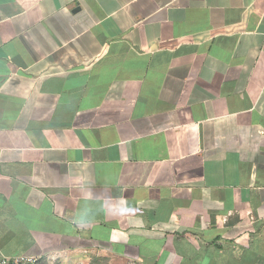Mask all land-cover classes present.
<instances>
[{
  "label": "crops",
  "instance_id": "obj_1",
  "mask_svg": "<svg viewBox=\"0 0 264 264\" xmlns=\"http://www.w3.org/2000/svg\"><path fill=\"white\" fill-rule=\"evenodd\" d=\"M264 264V0H0V262Z\"/></svg>",
  "mask_w": 264,
  "mask_h": 264
},
{
  "label": "rangeland",
  "instance_id": "obj_2",
  "mask_svg": "<svg viewBox=\"0 0 264 264\" xmlns=\"http://www.w3.org/2000/svg\"><path fill=\"white\" fill-rule=\"evenodd\" d=\"M40 257H23L16 264H35ZM42 264H130L119 259L108 256H97L84 252L77 257H67L65 254H46L43 256ZM132 264V263H131Z\"/></svg>",
  "mask_w": 264,
  "mask_h": 264
},
{
  "label": "built area",
  "instance_id": "obj_3",
  "mask_svg": "<svg viewBox=\"0 0 264 264\" xmlns=\"http://www.w3.org/2000/svg\"><path fill=\"white\" fill-rule=\"evenodd\" d=\"M21 258H16V259H5L0 262V264H9L13 263L16 264Z\"/></svg>",
  "mask_w": 264,
  "mask_h": 264
},
{
  "label": "trees",
  "instance_id": "obj_4",
  "mask_svg": "<svg viewBox=\"0 0 264 264\" xmlns=\"http://www.w3.org/2000/svg\"><path fill=\"white\" fill-rule=\"evenodd\" d=\"M43 256H44V255H40V256H39V257H40V261H38V263H35V264H42V262H43V261H42V260H43ZM9 264H13V263H9Z\"/></svg>",
  "mask_w": 264,
  "mask_h": 264
}]
</instances>
